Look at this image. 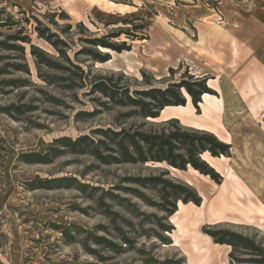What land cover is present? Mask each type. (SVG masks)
<instances>
[{
	"label": "rangeland",
	"instance_id": "rangeland-1",
	"mask_svg": "<svg viewBox=\"0 0 264 264\" xmlns=\"http://www.w3.org/2000/svg\"><path fill=\"white\" fill-rule=\"evenodd\" d=\"M229 28L251 32L256 48L249 47L248 38L236 39ZM119 32L109 41H125L129 50L99 47L110 53L107 62L78 53L90 48L84 39ZM126 33L137 37L131 40ZM15 36L29 42L12 40ZM31 45L66 68L38 63ZM64 53L82 70L70 66ZM98 76L110 77L115 89L121 93L127 88L129 95L164 89L182 76L205 77L214 94L201 96L194 107L184 93L185 105L166 108L151 119L130 114L135 109L130 105L90 93ZM167 120L166 128L213 133L231 146L226 157L201 155L220 175L219 183L189 173L206 192L205 219L194 226L178 214L183 232L175 228L177 217L163 211L172 203L162 199L167 195L173 202L170 182L191 187L178 169L156 160L105 164L55 142L92 136L95 128L130 133L159 129ZM101 138L95 135L94 143ZM103 139L117 148L116 141ZM33 153L48 155L49 162L23 157ZM154 176L162 180L146 187L133 182ZM59 178L70 179L71 186L55 187L53 180ZM39 179L53 181L51 188H36ZM237 181L252 194L247 199L256 212L251 220L231 217L229 209L221 213L222 200L239 194ZM260 201L264 203V0H0V264H191L188 257L194 264H221L224 259L227 264H253L244 260L252 258L264 264ZM174 202L183 208V202ZM186 208L197 212L193 205ZM228 230L252 239L260 254H246L225 243L221 234L210 235ZM96 237L118 249L96 244ZM127 238L129 245L123 241ZM193 243L208 249V256L202 259Z\"/></svg>",
	"mask_w": 264,
	"mask_h": 264
},
{
	"label": "trees",
	"instance_id": "trees-1",
	"mask_svg": "<svg viewBox=\"0 0 264 264\" xmlns=\"http://www.w3.org/2000/svg\"><path fill=\"white\" fill-rule=\"evenodd\" d=\"M122 32V31H121ZM119 34H106L102 37L93 36L92 38L84 39V42L88 43L90 48H81L78 50V53H84L90 60H94L100 63H105L110 58V53H102L99 51V47L104 49H111L117 53H120L122 50H129V46L126 45L125 41H122L121 44H116L115 42H110L108 38H116L121 35ZM37 33L40 37L44 38L46 41L50 42L53 46L56 42H51V36H46L43 30L37 29ZM127 37L131 40H135L137 34L129 35ZM12 40L29 42L28 37L15 36L11 37ZM59 43H64L60 41ZM9 49L21 50L23 52L22 45H7ZM58 49V48H57ZM59 50V49H58ZM61 51V50H60ZM76 53V54H78ZM30 54L38 63L43 64L44 66L50 68L64 69L59 63L52 60V58L47 57V55L40 49L35 46H30ZM63 59L72 67L76 69H81L79 66L75 65L65 53L63 54ZM17 71H21L24 67V71H27L26 66L14 65ZM82 70V69H81ZM207 78L205 77H196L190 76L189 80L182 76L179 82L169 83L166 88L161 89L158 87H151L149 89L135 90L133 91L134 95H129L128 89H124L121 93L118 89L111 84V78L108 80L102 76H98L93 83L90 84V93L98 92L100 95L105 97L109 102H113L116 105H130L135 109L130 112V114H139L141 117L146 118H157L159 113L166 106H181L186 104V99L184 93L188 94L192 104L197 106L201 102V96L203 94H214L210 86H207ZM13 84L15 81H11ZM18 82V81H17ZM123 94V96H122ZM122 96V97H120ZM170 120H167L162 127L150 128L149 130L138 129L133 133L127 132L125 129L112 130L110 128L101 129L95 128L91 131L92 136L81 135L75 139L71 137H60L55 139V142L60 147L70 148L73 152L89 153L97 158L99 161H102L105 164L110 163H139V162H148L149 160H156L161 163H165L167 166H171L178 170L186 169L187 166H191L194 170H198L199 173L209 176L211 180L213 179L216 183H219L221 180L220 175L214 171V167H211L209 163L201 158V155L208 153L211 157H219L220 155L226 157L229 156V149L231 148L229 143H224L220 141L213 133L204 132L202 130H191L186 128L178 127L177 125L173 127H167ZM101 136L107 139H112L116 141L115 145L117 148L109 147L105 139H97L94 143V136ZM61 151V150H58ZM107 151L108 154L103 152ZM23 157H26L25 160L28 162L38 163V162H49L48 155L41 154H24ZM160 176H154L149 178H140L135 179L133 182L146 187L148 183L154 185L161 181ZM57 185L55 187H68L71 186L70 179L59 178ZM51 180H37L38 183L36 188H51L53 183ZM64 181L65 184H62ZM66 181V182H65ZM150 181V182H149ZM78 184V183H77ZM32 185V184H31ZM64 185V186H61ZM172 189L171 195L173 202L167 201V195H163L162 199L168 203H172V208L166 209L163 207V211L167 212L168 216L173 214L177 207L175 206L174 201H181L184 203L192 202L196 206L200 205V196L196 195V192L193 188L188 187L185 184L172 183L169 184ZM78 188H82L80 184L77 185ZM168 187V188H169ZM166 190V189H164ZM139 194V193H138ZM181 196H183L181 198ZM167 227L163 226V230L167 231ZM221 234L227 239V241H219L220 243H227L232 245L233 248H240L245 251L246 254L253 256H258L260 250L257 247L256 243L247 236H242L235 232L231 231H215L211 236ZM223 240V239H222ZM124 244L129 245L130 240L124 239ZM96 244L101 243L105 247L113 250L118 249V247L110 242L109 240L103 237L94 238ZM249 260L253 264L262 263L261 260L252 258L244 259Z\"/></svg>",
	"mask_w": 264,
	"mask_h": 264
},
{
	"label": "crops",
	"instance_id": "crops-1",
	"mask_svg": "<svg viewBox=\"0 0 264 264\" xmlns=\"http://www.w3.org/2000/svg\"><path fill=\"white\" fill-rule=\"evenodd\" d=\"M230 30V33L236 38V39H239L241 41H246L245 39L248 38V42H246L249 47H253L254 49L256 48L255 47V40L252 39V37L254 36L253 34H251V32H248L246 30H241L243 32H239L238 30L234 31L233 29L229 28ZM198 42H200L199 44H202V38L200 37ZM250 48V49H251ZM176 173H179L182 175V177L184 176V181L190 185L191 187H193L196 191H197V194H199V196L202 198V203L198 206H196L195 204H193L192 202H188V203H184L183 205V208L182 209H179L177 208V210L173 213V216H178L181 215V220L184 222V220L186 219H189L191 221V223L194 225V226H197L199 225V223H204V212H203V209L205 207V198H206V192L204 190V188L202 187V185L191 179L190 176H189V173L195 175V176H201V177H204L206 179H209L211 182V178L209 176H206L204 174H199V173H194L193 171H191L190 169L186 168V170H178ZM224 176V175H223ZM226 177H229V174L226 176ZM224 176V178H226ZM236 187V192L235 193H239V194H235V198L234 199H231V198H225L222 203V207H221V213L224 212L225 214V211L227 209L230 210V213H228V215H231V217H234V218H245V219H248V220H251L255 217V214L256 213L254 210H253V207L252 205L250 204L249 200L247 201V199H249L250 195H252L251 193H248L246 191H244L245 189H243V186L239 183V181H237L236 183H234ZM215 185L217 186L218 184L215 183ZM225 191V189H224ZM223 195V194H221ZM221 198H224V197H221ZM242 198V200L240 199ZM261 206H263L261 204V202L259 203ZM188 205H193V207L197 210V212L195 213H192L190 214L188 211V209L186 208ZM178 207V206H177ZM264 208V206H263ZM258 211V209L256 210ZM263 213H264V209H262ZM177 221L179 222V226H175V228L177 229V231L179 232H183L182 230V225H181V222L179 220V217H177ZM203 236L207 239H211L209 235L207 234H203ZM215 245H219V246H224L226 247L227 249H229V246L228 245H224V244H218V243H213ZM193 248L192 250L193 251H196L197 254H200L202 253V259L205 258L206 256H208L209 254V250L208 249H205L203 247H198L197 244L193 243ZM228 253V251L226 252V254ZM188 260L191 264H194V259L188 257ZM205 260V259H204ZM227 259H224L221 264H227Z\"/></svg>",
	"mask_w": 264,
	"mask_h": 264
},
{
	"label": "bare ground",
	"instance_id": "bare-ground-1",
	"mask_svg": "<svg viewBox=\"0 0 264 264\" xmlns=\"http://www.w3.org/2000/svg\"><path fill=\"white\" fill-rule=\"evenodd\" d=\"M186 95H188V94L185 93V96H186ZM207 95H208V94H203V96H207ZM188 97H189V95H188ZM174 107H177V106H166L164 109H166V108H174ZM164 109H163V110H164ZM163 110H162V111H163ZM188 166H189V165H188ZM190 167H191V166H190ZM191 168H192V167H191ZM173 169H175V171H177L176 168H173ZM196 172H197V171L194 170V173H196ZM260 202H261V204L264 206V203H263L262 201H260ZM179 203H180V202H179Z\"/></svg>",
	"mask_w": 264,
	"mask_h": 264
}]
</instances>
